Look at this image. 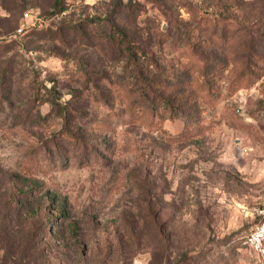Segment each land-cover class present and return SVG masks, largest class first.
I'll return each mask as SVG.
<instances>
[{
	"label": "rangeland",
	"instance_id": "1",
	"mask_svg": "<svg viewBox=\"0 0 264 264\" xmlns=\"http://www.w3.org/2000/svg\"><path fill=\"white\" fill-rule=\"evenodd\" d=\"M244 33L264 39V0H0V264H255L264 69L231 92Z\"/></svg>",
	"mask_w": 264,
	"mask_h": 264
},
{
	"label": "trees",
	"instance_id": "2",
	"mask_svg": "<svg viewBox=\"0 0 264 264\" xmlns=\"http://www.w3.org/2000/svg\"><path fill=\"white\" fill-rule=\"evenodd\" d=\"M244 40H245V48H244V54L239 56L238 58L233 57L232 58V64L233 66H236L235 70V76L234 79L230 82L231 83V92H234L241 88V85H247L256 82L261 76L264 69V53H262L261 48L263 47V43L259 37H255L251 33H244ZM262 37V36H260ZM264 38V37H263ZM121 44L124 45L126 53L128 55V60L130 63L136 64L135 60V49L136 46L134 45V42L131 40H126L124 38H121ZM264 51V48H263ZM204 73V74H203ZM201 77L203 78V81L207 88L211 87V85L215 84V81L212 77V75L205 70L203 72ZM211 75V76H209ZM213 81V82H212ZM153 84L150 83L148 86L151 89V86ZM209 90V89H208ZM156 98V96H154ZM156 102H160L163 104L162 109L164 112H166V115L169 116L171 119H176L178 117H186V113L188 110H185L181 104H176L177 102H172L166 99L157 98ZM148 103H155V101L152 99ZM153 105V104H151ZM155 108V105L152 106V109ZM187 122V120H185ZM12 215H19V214H12ZM2 218H6L3 216ZM0 226V231H1ZM1 238V236H0ZM35 248V245L33 244V247H29L28 250L31 251ZM2 249V243H0V250ZM13 259V258H12ZM10 264H15V260H10Z\"/></svg>",
	"mask_w": 264,
	"mask_h": 264
},
{
	"label": "built area",
	"instance_id": "3",
	"mask_svg": "<svg viewBox=\"0 0 264 264\" xmlns=\"http://www.w3.org/2000/svg\"><path fill=\"white\" fill-rule=\"evenodd\" d=\"M21 31L19 29L17 33ZM239 244L255 254V264H264V209L259 210L255 226L239 240Z\"/></svg>",
	"mask_w": 264,
	"mask_h": 264
}]
</instances>
